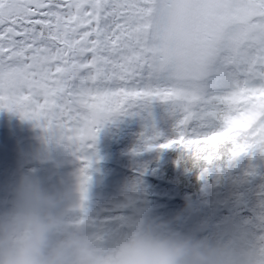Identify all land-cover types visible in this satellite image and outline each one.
Segmentation results:
<instances>
[{"label": "snow or ice", "instance_id": "1", "mask_svg": "<svg viewBox=\"0 0 264 264\" xmlns=\"http://www.w3.org/2000/svg\"><path fill=\"white\" fill-rule=\"evenodd\" d=\"M169 105L175 148L201 175L264 153V0H0V109L82 162L115 115Z\"/></svg>", "mask_w": 264, "mask_h": 264}, {"label": "clouds", "instance_id": "2", "mask_svg": "<svg viewBox=\"0 0 264 264\" xmlns=\"http://www.w3.org/2000/svg\"><path fill=\"white\" fill-rule=\"evenodd\" d=\"M75 190L21 177L0 211V264H264V249L220 247L153 221L139 222L116 247H101L84 220L61 211Z\"/></svg>", "mask_w": 264, "mask_h": 264}, {"label": "rangeland", "instance_id": "3", "mask_svg": "<svg viewBox=\"0 0 264 264\" xmlns=\"http://www.w3.org/2000/svg\"><path fill=\"white\" fill-rule=\"evenodd\" d=\"M164 121L174 122L175 117L172 115L169 105L158 100H154L149 104L138 105L137 107L129 110L128 113L124 115H115L107 121L98 133L94 149H92L89 153L92 160L91 167L88 169V175L90 176L89 184H92L93 179H95L96 182L99 181L101 183H105L109 187L115 189L128 188L132 183L136 184L137 187H140L139 185L146 182V185L142 187L152 188L150 183L151 179L161 181V179L157 178L153 173L148 174L144 170L141 172L140 166L144 163H151L150 159L153 153L162 151V149L166 150L168 148L149 147L148 144L144 149L139 150L135 154L130 155L128 153L124 154L121 152L117 154V156H114L116 154L109 151V137L113 131L117 130V128L128 126L130 123L138 125L141 128L142 133H146L154 131L155 128L162 125ZM174 135L175 134L170 136L168 139L174 138ZM17 138H28V140L33 142L31 144V149L26 147L21 149L18 148L17 154H15L14 161H19V171L23 170L22 165L25 161L26 155L31 157V163L36 162L37 160H43V158L46 159L47 157H51L56 161L55 163L57 165L52 167L49 166L48 163L42 165L44 167V173L47 174L46 176L38 175L37 162L36 165H32L33 171H36L37 173L36 177H43L41 182L45 186L55 188L57 178L54 171L56 168L58 170V168L61 167L59 170L66 173L71 171V168L74 165H79V169L83 166L77 161L79 159L73 155V149L68 146L66 141L59 139L56 135H52L44 131L41 127L37 126L36 122L24 119L16 112L9 111L8 114L7 112H4V115L0 118V144L8 145V151H10L12 146L16 145ZM166 140L155 143H164ZM42 147L47 150V152H43ZM4 155L10 156L11 153L8 154L4 151ZM121 161H126V166L137 172L138 176L135 177V180L130 182L126 179L121 169L118 170L116 174H113V172L118 169L117 164H122ZM105 162L115 163V167L112 172H109L110 174L108 177H106L107 171L101 170ZM236 168L244 169L241 172L242 175L240 176L239 182L228 184L235 188L228 187L223 191H220L218 186H209L204 190L202 197H196V202L195 200L190 201L191 199L188 195L180 194L179 198L181 199V202H179V204H183L185 206L182 211L186 213L179 222V227L187 224V214L192 218L198 211L209 208V202L212 201L215 207H224L231 210L233 214L235 213L239 215L242 222H244L242 220V213H247L245 220H249L251 218L258 220L259 228L264 229V204L253 202V198L256 196L260 197L261 202L264 200V187L258 191L255 189L257 181H259V179H264V153H261L259 150H255L251 154L242 155L230 166V169ZM74 180L75 178L70 177L67 181L68 185H66V188L74 186ZM63 187L64 186L60 189ZM86 187L88 186L86 185ZM154 187L158 188V190L162 189L164 191L173 190V188H175L174 186L168 184L164 185V183H162V186L155 184ZM154 187L153 189H155ZM163 193L167 195H164ZM163 193L162 195L167 197V202H172L173 193ZM117 196L118 194H116V197ZM182 196H184V198ZM114 204L123 208L124 200H115ZM64 205L70 213L74 214L73 217L81 216L79 215V209L77 207L74 193ZM86 210L87 209L84 211L86 212ZM119 220L121 221L119 222V226L118 223L116 224L117 228H120L123 225V219L121 218ZM72 221L76 222L77 220ZM192 225L193 223H191V226ZM209 226L211 225L209 224ZM195 227L196 229L202 228V222L196 223ZM213 229L214 230L212 231V235L209 239L217 245L218 237H215V239L212 240V237L217 234V229L214 228V226ZM180 232L182 231L180 230ZM183 233L192 234L191 231ZM195 235L199 237V232ZM106 238L110 239L112 242H121L123 240L114 234L107 235Z\"/></svg>", "mask_w": 264, "mask_h": 264}, {"label": "flooded vegetation", "instance_id": "4", "mask_svg": "<svg viewBox=\"0 0 264 264\" xmlns=\"http://www.w3.org/2000/svg\"><path fill=\"white\" fill-rule=\"evenodd\" d=\"M4 112L8 110L0 109V118L4 115ZM33 142L28 140V138H17L16 145L12 146V149L8 151V145L0 144V211L6 209L10 206L12 200V192L11 187L19 182L21 177L30 176L33 179H38L41 181V177H36V171H33V166L38 163V175L46 176L44 173V167L42 166L45 163H48L49 166L57 165L54 159L51 157H47L43 160H37L36 162L31 163L30 156H25V161L23 163V170L19 171V161H14L15 154H17L18 148H28L31 149V144ZM110 144V142H109ZM43 152H47L42 147ZM4 151L6 153H11L10 156L4 155ZM109 151L117 154L123 152L127 154L126 151H118L114 150ZM139 149H136L135 152H138ZM82 164L81 161L77 160ZM121 163L117 164L118 169L113 172L116 174L118 170H122L125 178L130 182L135 180V177L138 176L137 172L129 169L126 166V161H121ZM79 165H74L69 172H62L55 169V176L57 178L55 188L62 189L66 188L68 185L67 181L70 177L75 178L73 181L76 190L74 191L75 200L77 203V207L79 209V215L74 216V214L70 213L65 205L62 208V212L65 215V218L68 220H84L86 230L96 238L98 244L104 248H114L120 242H112L110 239L106 238L107 235L114 234L120 239H125L126 236L137 226V224L141 221H153L158 223H170L171 227L177 231L189 232L192 234H197L199 232V237L201 238H210L212 235L213 226L217 229V234L212 237V240L215 237H218L217 245L220 247H227L235 250H243L247 251L249 249L261 250L264 249V229H260L258 226V220H254L253 218L249 220H245V216L247 213L243 212V218H239V215L233 214L231 210L226 208L215 207L212 201L209 202V208H205L201 211L195 213V215L191 218L190 216H186L187 224L181 225L179 222L182 220L186 212H183L182 209L185 207L183 204L180 205L181 199L179 198L181 192L178 188H173V190H158L155 188V184H159L162 186L163 180L157 181L156 179H151V187H142L144 184L139 185L137 187L136 184L132 183L128 188H111L105 183H101L99 181H95L93 179V183H87L86 190L81 192V173L79 169ZM115 167V163H107L103 164L102 171H107L106 177L110 174L109 172L113 171ZM82 168V167H81ZM144 167L140 166V169ZM26 169V170H25ZM130 172V173H129ZM231 176H241V174H225ZM71 184V183H70ZM58 186V187H57ZM153 187L155 189H153ZM264 187V179H259L256 183V190H261ZM114 192V193H113ZM163 192H171L173 193L172 202H167V197H165ZM116 194L118 196L116 197ZM183 195H188L189 198L195 200L196 197L191 193H182ZM187 196V198H188ZM184 198V196H182ZM124 200V207H120L114 204L115 200ZM189 202V201H188ZM187 202V207H188ZM194 202V201H193ZM229 202V201H228ZM253 202L264 204V200L261 202L259 196L253 198ZM212 204V205H211ZM85 209L86 212L84 211ZM183 215H182V214ZM123 219V225L120 228L116 227L120 225L119 222ZM191 219V220H190ZM76 221V222H77ZM202 222V228L196 229L195 224ZM191 223L193 225L191 226ZM209 224L211 226H209Z\"/></svg>", "mask_w": 264, "mask_h": 264}, {"label": "trees", "instance_id": "5", "mask_svg": "<svg viewBox=\"0 0 264 264\" xmlns=\"http://www.w3.org/2000/svg\"><path fill=\"white\" fill-rule=\"evenodd\" d=\"M174 122L164 121L162 125L157 126L154 131L142 133L141 128L130 123L128 126L119 127L110 134L111 151H126L128 154H135L136 149H144L150 143V137L157 131L161 132L162 137L156 141H165L174 134ZM151 163H144L140 169L148 174L153 173L157 178L163 180L164 185H171L178 188L182 193H191L195 197H202L204 190L209 186H218L220 191L225 188H235L230 183H237L240 176H231L225 174H240L244 168L230 169L222 167L217 170L215 167L201 175L200 169L193 167L191 162L181 158V152L175 148H168L166 150L153 153L151 155ZM130 173V172H129ZM227 185V186H226Z\"/></svg>", "mask_w": 264, "mask_h": 264}]
</instances>
